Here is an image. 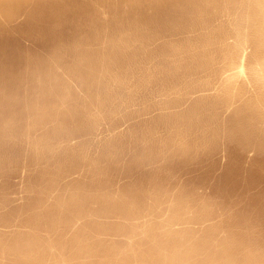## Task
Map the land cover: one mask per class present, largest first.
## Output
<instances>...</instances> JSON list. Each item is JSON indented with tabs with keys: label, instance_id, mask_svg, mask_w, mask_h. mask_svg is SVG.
<instances>
[{
	"label": "rangeland",
	"instance_id": "rangeland-1",
	"mask_svg": "<svg viewBox=\"0 0 264 264\" xmlns=\"http://www.w3.org/2000/svg\"><path fill=\"white\" fill-rule=\"evenodd\" d=\"M0 264H264V0H0Z\"/></svg>",
	"mask_w": 264,
	"mask_h": 264
}]
</instances>
